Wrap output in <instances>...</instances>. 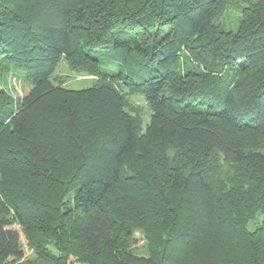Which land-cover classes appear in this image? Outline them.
Returning a JSON list of instances; mask_svg holds the SVG:
<instances>
[{
	"label": "trees",
	"instance_id": "obj_1",
	"mask_svg": "<svg viewBox=\"0 0 264 264\" xmlns=\"http://www.w3.org/2000/svg\"><path fill=\"white\" fill-rule=\"evenodd\" d=\"M60 61L97 83L65 88ZM6 75L31 89L0 88V264H188L206 247L264 264V0H0Z\"/></svg>",
	"mask_w": 264,
	"mask_h": 264
},
{
	"label": "rangeland",
	"instance_id": "obj_2",
	"mask_svg": "<svg viewBox=\"0 0 264 264\" xmlns=\"http://www.w3.org/2000/svg\"><path fill=\"white\" fill-rule=\"evenodd\" d=\"M235 1L239 6H244L248 2L254 3L257 0H235ZM223 22L226 25V27H232L233 25H235L236 11H233V9L229 10L228 15L223 19ZM107 67L108 68H106L105 71L108 74L112 73V69L109 68L108 64ZM54 75H57L63 81V85L65 88L71 90L86 89L92 87L97 83V79L93 76L72 72L67 67L64 61H60ZM0 88L4 89L7 93L11 94L14 98L17 99L25 96L30 91L31 86L21 77L14 75H6L0 78ZM128 99H129V103L131 104L130 106L134 110L133 113L132 112L131 113L133 115L134 114L138 115L140 118L139 120H141L140 130L143 132L150 118L149 107L147 106L144 98L137 93L128 96ZM221 176L223 180H226L227 182L226 187L228 188L229 185L234 183L232 182V180L229 181L228 178L231 179V177L236 176V174L234 173L230 165L224 164L222 167ZM236 184L237 183H235V185ZM245 189H248V185L246 184H245ZM242 218L245 220L241 219L239 223L243 222L242 224L245 225L244 228L250 232L258 229L262 222V216L260 215L259 212L245 213ZM232 219L235 218L232 216ZM13 228L17 229L18 227L14 226ZM142 233H143L142 230L135 229L133 232V237L138 239L142 237ZM47 249L52 253L55 252L51 246H49ZM242 253H243L242 248L235 249L236 256H238V254L240 255L239 258L242 257ZM136 255L142 257H149L150 251H147V249L140 250L136 252ZM35 258L36 255L31 250L25 248V260L28 261L29 263H35L34 262ZM221 259H222L221 252L217 251L216 247H206V249L201 250L197 256H194L191 262H189L188 264H222Z\"/></svg>",
	"mask_w": 264,
	"mask_h": 264
}]
</instances>
